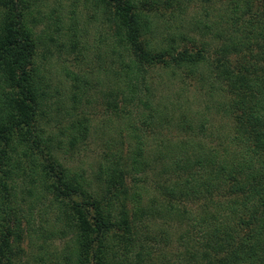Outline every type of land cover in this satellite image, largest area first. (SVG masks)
<instances>
[{"label": "trees", "instance_id": "1", "mask_svg": "<svg viewBox=\"0 0 264 264\" xmlns=\"http://www.w3.org/2000/svg\"><path fill=\"white\" fill-rule=\"evenodd\" d=\"M79 7L106 63L54 74ZM93 78L122 130L89 178ZM0 264H264V0H0Z\"/></svg>", "mask_w": 264, "mask_h": 264}, {"label": "rangeland", "instance_id": "2", "mask_svg": "<svg viewBox=\"0 0 264 264\" xmlns=\"http://www.w3.org/2000/svg\"><path fill=\"white\" fill-rule=\"evenodd\" d=\"M51 5L53 6V4ZM46 12H50L49 9H46ZM77 12L80 14L77 22L78 47L70 55L58 53L56 57L52 58L51 65L55 67L54 74L59 70L58 64L66 63L72 71L80 76L88 77L89 74L97 73L99 66L106 63L105 59L103 60L98 56L99 54H104L105 51L104 48H100L102 46L98 42L100 36H104L105 39L109 38L108 41H111L106 25L103 22H90L89 17L91 13L85 8L79 7ZM47 26L48 22L45 20L42 29ZM44 51L45 47H41L38 53L39 59L43 56ZM58 55L60 59H57ZM151 74L155 78V69ZM87 88L90 90L88 91V95L83 97L77 113H80L82 117H87L92 120L91 133L85 143L75 150L74 153L65 157L64 162L69 168L75 171H84L89 178H94L96 173L101 170L104 152H107V145L111 143L113 138L120 140L119 133L122 128L117 127L120 123H116L112 128L107 127L108 114L98 92L99 88L95 85V78L91 81L90 87L86 86ZM88 98L91 103H89ZM116 139H113V141ZM118 146L120 147V145ZM143 177L151 179L153 173L143 174Z\"/></svg>", "mask_w": 264, "mask_h": 264}]
</instances>
